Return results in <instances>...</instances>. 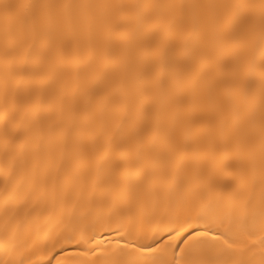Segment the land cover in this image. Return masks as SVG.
<instances>
[{"label":"bare ground","instance_id":"bare-ground-1","mask_svg":"<svg viewBox=\"0 0 264 264\" xmlns=\"http://www.w3.org/2000/svg\"><path fill=\"white\" fill-rule=\"evenodd\" d=\"M201 215L236 242L181 264H264V0H0V264L171 259Z\"/></svg>","mask_w":264,"mask_h":264},{"label":"snow or ice","instance_id":"snow-or-ice-1","mask_svg":"<svg viewBox=\"0 0 264 264\" xmlns=\"http://www.w3.org/2000/svg\"><path fill=\"white\" fill-rule=\"evenodd\" d=\"M197 223H193L191 217L185 219L177 228L173 230L176 233V240L178 243L173 246L169 244L168 247L172 249L171 259L158 254L160 241L154 243L140 244L133 246L136 252L140 253L134 259L130 260L128 264H181V256L177 253H185V248L191 252L199 244H209L211 246L224 245L231 247L236 242L235 235L229 230H217L211 232L209 229H202L198 226V223L203 219V215L198 216ZM119 231V229H117ZM171 236L172 233H169ZM59 243V242H57ZM65 244L72 246L65 248L61 245L62 252H69V258L67 260L63 258H57V255H48L46 253L45 259L40 261V264H86V261L81 260L80 257H85L89 252L95 254L96 249H81L79 242L76 241L75 236H69L64 241ZM184 245L185 247H181ZM55 249V245H53Z\"/></svg>","mask_w":264,"mask_h":264}]
</instances>
